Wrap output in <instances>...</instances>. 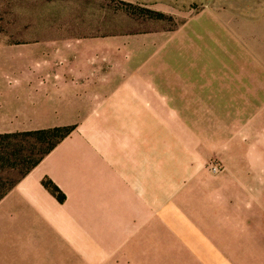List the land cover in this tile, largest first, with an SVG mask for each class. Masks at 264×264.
I'll list each match as a JSON object with an SVG mask.
<instances>
[{"label": "rangeland", "instance_id": "rangeland-1", "mask_svg": "<svg viewBox=\"0 0 264 264\" xmlns=\"http://www.w3.org/2000/svg\"><path fill=\"white\" fill-rule=\"evenodd\" d=\"M51 70L112 92V197L69 207L100 264H264V0H0V86ZM45 149L0 147V192Z\"/></svg>", "mask_w": 264, "mask_h": 264}, {"label": "crops", "instance_id": "crops-1", "mask_svg": "<svg viewBox=\"0 0 264 264\" xmlns=\"http://www.w3.org/2000/svg\"><path fill=\"white\" fill-rule=\"evenodd\" d=\"M26 74L20 77L42 80L0 86V134L76 128L0 200V264H100V241L70 209L112 197L118 170L112 137L101 128L112 126V92L83 72ZM103 134L107 145L101 146ZM129 172L120 173L129 179ZM46 178L68 203L44 185Z\"/></svg>", "mask_w": 264, "mask_h": 264}, {"label": "trees", "instance_id": "trees-1", "mask_svg": "<svg viewBox=\"0 0 264 264\" xmlns=\"http://www.w3.org/2000/svg\"><path fill=\"white\" fill-rule=\"evenodd\" d=\"M75 127L73 126H65V127H55V128H49V129H41L37 131H31V132H16V133H5L0 134V147H3L5 143H8L12 140L19 139L20 137H31L34 139H37L38 142L42 144H46V149L44 151V155L39 158L37 161L34 162L32 167L29 169V171L26 173L28 174L35 166H37L43 158L48 155L52 150L56 148V146L64 140L67 136H69ZM25 174V175H26ZM44 185L52 191L54 195H58L61 199H63L64 196H62V192L60 188L50 179L46 178L44 180ZM14 186V185H13ZM11 186L5 191L0 192V200L4 198L8 192L13 188Z\"/></svg>", "mask_w": 264, "mask_h": 264}]
</instances>
